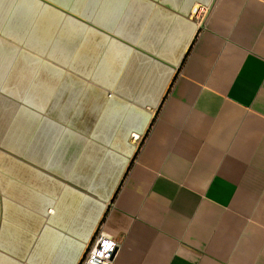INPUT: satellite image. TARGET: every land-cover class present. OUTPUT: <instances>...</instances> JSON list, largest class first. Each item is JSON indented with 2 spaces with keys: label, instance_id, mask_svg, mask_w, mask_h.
Wrapping results in <instances>:
<instances>
[{
  "label": "crops",
  "instance_id": "obj_1",
  "mask_svg": "<svg viewBox=\"0 0 264 264\" xmlns=\"http://www.w3.org/2000/svg\"><path fill=\"white\" fill-rule=\"evenodd\" d=\"M96 229L112 264H264V0H0V264Z\"/></svg>",
  "mask_w": 264,
  "mask_h": 264
},
{
  "label": "built area",
  "instance_id": "obj_2",
  "mask_svg": "<svg viewBox=\"0 0 264 264\" xmlns=\"http://www.w3.org/2000/svg\"><path fill=\"white\" fill-rule=\"evenodd\" d=\"M205 10L206 7L201 8L202 12ZM131 139L135 142H140V136L131 137ZM92 237L77 264H112L116 253L117 241L113 237L101 232L100 229H96ZM106 244H111V247L105 249ZM100 252H104V255L100 256Z\"/></svg>",
  "mask_w": 264,
  "mask_h": 264
},
{
  "label": "snow or ice",
  "instance_id": "obj_3",
  "mask_svg": "<svg viewBox=\"0 0 264 264\" xmlns=\"http://www.w3.org/2000/svg\"><path fill=\"white\" fill-rule=\"evenodd\" d=\"M110 247H111V244H106L105 245V249L110 248ZM99 255L100 256H103L104 255V252H100Z\"/></svg>",
  "mask_w": 264,
  "mask_h": 264
},
{
  "label": "bare ground",
  "instance_id": "obj_4",
  "mask_svg": "<svg viewBox=\"0 0 264 264\" xmlns=\"http://www.w3.org/2000/svg\"><path fill=\"white\" fill-rule=\"evenodd\" d=\"M136 137V136H135Z\"/></svg>",
  "mask_w": 264,
  "mask_h": 264
}]
</instances>
